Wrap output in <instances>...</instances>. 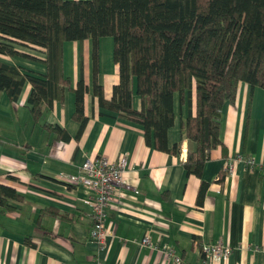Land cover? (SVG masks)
<instances>
[{"label":"crops","instance_id":"0c3cea01","mask_svg":"<svg viewBox=\"0 0 264 264\" xmlns=\"http://www.w3.org/2000/svg\"><path fill=\"white\" fill-rule=\"evenodd\" d=\"M14 47L36 61L0 55L1 63L21 73L46 74L44 49ZM93 49L91 40L63 46L64 77L72 89L82 77L87 88L88 120L78 139L75 96L67 88L63 101L44 112L41 124L67 132L69 141L33 123L29 83L16 102L0 94V184L24 197L10 203L12 211L0 207V264H174L162 253L164 247L174 250L183 264H264V171L258 169L264 166V89L239 83L234 104L226 103L221 111L219 139L225 150L211 152L198 179L183 167L189 145L180 130L181 122L195 114V92L190 105H180L174 95L167 143L177 153L156 151L145 144L142 126L100 108L93 96ZM96 81L110 99L119 82L112 38L97 43ZM132 104L141 109L135 93ZM122 156L128 162L126 187L119 203L106 209L110 236L101 250L90 239L87 195L66 180L87 159L116 162ZM201 181L208 187L199 206ZM46 209L58 215L41 213ZM145 239L150 246L141 245ZM215 244L231 248L227 259H205L202 246Z\"/></svg>","mask_w":264,"mask_h":264},{"label":"trees","instance_id":"16d2710c","mask_svg":"<svg viewBox=\"0 0 264 264\" xmlns=\"http://www.w3.org/2000/svg\"><path fill=\"white\" fill-rule=\"evenodd\" d=\"M106 37L113 40L119 71L110 99L96 81L97 43ZM85 40L93 42V96L100 108L142 126L145 144L156 151L177 153V147L169 149L167 143L174 95L180 105H190L195 92V114L181 122L180 130L189 145L183 167L198 179L211 152L225 150L219 139L221 111L226 103L234 104L239 83L264 89V0H0V55L36 61L15 45L39 47L46 54L44 76L0 62V94L16 102L29 83L33 123L63 141L70 139L67 132L41 121L44 112L63 101L67 88L75 96L77 139L82 135L88 120L87 88L82 77L75 89L64 77L63 46ZM134 93L140 110L133 108ZM207 187L201 181L199 206ZM23 199L0 184L1 208L12 211L10 203ZM41 213L58 215L50 209Z\"/></svg>","mask_w":264,"mask_h":264},{"label":"built area","instance_id":"2783aa9c","mask_svg":"<svg viewBox=\"0 0 264 264\" xmlns=\"http://www.w3.org/2000/svg\"><path fill=\"white\" fill-rule=\"evenodd\" d=\"M248 165L255 166L251 158H245ZM128 166L127 158L122 156L116 162L104 157L97 159H87L79 168L78 174L68 176L66 183L81 187L87 195L86 205L90 210V220L92 228L90 231L91 241L103 249L110 232L105 227L106 209L117 205L122 199V189L126 187L125 173ZM264 171V166H258ZM142 246H150L149 240L141 242ZM167 259L174 264H183L174 250L164 247L161 249ZM201 253L205 259L218 262L228 258L231 253L229 246L222 244L203 245Z\"/></svg>","mask_w":264,"mask_h":264}]
</instances>
